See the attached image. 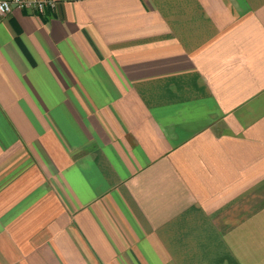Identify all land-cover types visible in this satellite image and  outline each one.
I'll use <instances>...</instances> for the list:
<instances>
[{
	"label": "crops",
	"instance_id": "obj_1",
	"mask_svg": "<svg viewBox=\"0 0 264 264\" xmlns=\"http://www.w3.org/2000/svg\"><path fill=\"white\" fill-rule=\"evenodd\" d=\"M0 264H264V0L0 16Z\"/></svg>",
	"mask_w": 264,
	"mask_h": 264
},
{
	"label": "built area",
	"instance_id": "obj_2",
	"mask_svg": "<svg viewBox=\"0 0 264 264\" xmlns=\"http://www.w3.org/2000/svg\"><path fill=\"white\" fill-rule=\"evenodd\" d=\"M55 6L56 0H0V16L9 14L13 8L43 15L47 10H53Z\"/></svg>",
	"mask_w": 264,
	"mask_h": 264
}]
</instances>
